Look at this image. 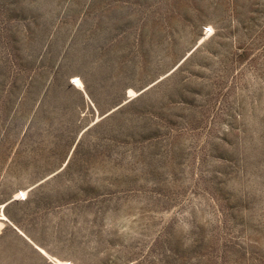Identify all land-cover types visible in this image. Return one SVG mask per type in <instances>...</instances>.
I'll list each match as a JSON object with an SVG mask.
<instances>
[{"label": "rangeland", "instance_id": "rangeland-1", "mask_svg": "<svg viewBox=\"0 0 264 264\" xmlns=\"http://www.w3.org/2000/svg\"><path fill=\"white\" fill-rule=\"evenodd\" d=\"M0 264H264V0H0Z\"/></svg>", "mask_w": 264, "mask_h": 264}]
</instances>
